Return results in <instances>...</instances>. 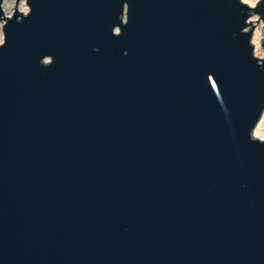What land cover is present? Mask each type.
<instances>
[{"label": "water", "instance_id": "1", "mask_svg": "<svg viewBox=\"0 0 264 264\" xmlns=\"http://www.w3.org/2000/svg\"><path fill=\"white\" fill-rule=\"evenodd\" d=\"M3 2L0 264H264V0Z\"/></svg>", "mask_w": 264, "mask_h": 264}, {"label": "rangeland", "instance_id": "2", "mask_svg": "<svg viewBox=\"0 0 264 264\" xmlns=\"http://www.w3.org/2000/svg\"><path fill=\"white\" fill-rule=\"evenodd\" d=\"M258 1V0H257ZM256 1V2H257ZM255 2V4H256ZM15 0H4L3 2V10H4V14L6 16H11L14 12V9L13 8L15 6ZM18 10L23 12V13H27L28 12V6L26 5V2L25 1H21L19 4H18ZM252 18H255L256 20L259 19L258 15H253L249 18L248 22L250 21V19ZM254 26V25H253ZM2 27H3V23L0 22V44L3 43L4 41V34H3V30H2ZM250 28V26H249ZM259 29L260 30V33H259V37H258V52L256 53L255 52V44L253 42V35H254V32L256 29ZM253 35H252V44L254 46V54L257 56V57H260L262 58L264 56V49L263 47L261 46V40L262 38L264 37V22L259 20L258 22L255 21V26H254V31H253ZM260 123V122H259Z\"/></svg>", "mask_w": 264, "mask_h": 264}, {"label": "bare ground", "instance_id": "3", "mask_svg": "<svg viewBox=\"0 0 264 264\" xmlns=\"http://www.w3.org/2000/svg\"><path fill=\"white\" fill-rule=\"evenodd\" d=\"M243 3L253 7L255 5V2L257 0H241ZM250 21H252V25H255V21L256 19L255 18H252L250 19ZM249 21V23H250ZM259 33H260V30L257 28L254 32V35H253V42L255 44V52L257 53L258 52V37H259ZM254 136L260 140H264V114L260 120V123L256 126L255 130H254Z\"/></svg>", "mask_w": 264, "mask_h": 264}]
</instances>
